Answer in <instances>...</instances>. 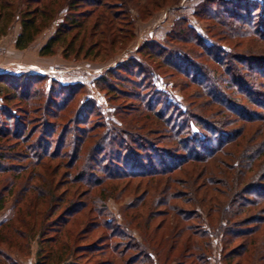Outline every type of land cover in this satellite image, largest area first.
I'll list each match as a JSON object with an SVG mask.
<instances>
[{"label": "trees", "instance_id": "1", "mask_svg": "<svg viewBox=\"0 0 264 264\" xmlns=\"http://www.w3.org/2000/svg\"><path fill=\"white\" fill-rule=\"evenodd\" d=\"M213 2L201 1L194 14L220 24L222 29L215 32L223 39L253 36L264 40V0H222V5L207 6ZM130 7L143 10V3L140 0H0L3 25L0 33H5L12 21L19 19L21 30L15 38V47L24 49L57 20L54 32L41 45L39 54L53 55L62 47L66 58L84 54L83 58L95 59L128 44L132 22L124 26L120 22ZM210 41L204 40L186 16H180L164 43L144 42L136 51L139 57L108 67L96 76V84L110 94V98L118 97L130 103L128 107H125L128 103L123 107V103L121 107L115 105L114 115L119 122L112 121V124L104 120L95 100L81 101L85 86L81 82L64 83L37 72L0 73V116L9 121L6 123L13 120L15 124L11 127L0 120V211L6 193L16 192L18 201H23L18 222L7 219L0 227L15 223V233L20 234L22 229L17 224L23 225V220L31 222L30 228L37 230L39 243H42L38 252L45 251L35 264H54L62 260L61 264H83L74 253L86 255L109 247L121 256L133 250L135 253L128 261L137 264H159L162 252L166 257L179 255L190 259V264H208L214 235L220 236L222 258L229 264L234 259V264H243L257 249L254 243L264 226V137L256 140L259 133L248 136L247 124L236 123L261 119L264 122L263 115L250 113L241 100L247 98L264 110V81H261L264 58L250 56L245 60L242 57L240 60L246 68L242 66L245 70H240L242 67L226 64L225 49ZM176 42H195L206 51L210 61L217 62V67L192 60L190 53L175 47ZM154 60L155 67L148 62ZM157 67L171 68L172 74L183 75L200 87L195 93L206 97L199 105L200 113L192 112L190 105L180 107L157 88L154 82ZM220 67H223L221 72L217 70ZM214 104L220 107L215 114H221V118L211 116L213 111L204 112L203 108ZM72 106L67 125L59 129L56 119L62 118ZM133 112L134 118L126 119ZM151 115L156 122L147 120ZM138 117L146 120L140 123ZM93 118L96 120L91 126L77 129L69 126L87 124ZM32 119L35 126L28 129ZM145 127L159 131L161 137L148 138L137 132ZM57 159L60 161L53 163ZM62 161L65 172H53L61 167ZM48 162L53 165L51 168ZM43 163L46 170L50 168L49 172L39 170ZM223 163L232 174L224 171ZM186 165L198 171L193 180L203 178L194 194L205 188V200L190 194L191 182L171 190L170 184L179 182L174 174ZM223 171L225 176L220 178ZM58 176L62 177L61 182L55 180ZM136 179L139 181L132 186L133 191L143 188L140 186L143 179L154 180L149 183L155 187L147 184L135 196L136 202L131 207L143 204L170 207L167 211L159 209L147 214L149 219L153 214L165 217L160 238L150 247L140 243L141 246L132 238L125 240L122 225L114 221L106 205V194L113 188L105 183ZM159 184L161 194L149 204V191ZM63 186L67 187L60 191ZM171 211L175 214L170 215ZM138 218L142 215H133V219ZM82 220L86 221L82 228L85 237L95 227L106 229V233L73 249L66 243L60 244L63 255L67 252L68 257L62 255L56 262L49 261L58 251L55 246L62 232H67L68 227L73 229ZM205 223L210 230L203 227ZM10 233L5 230L4 235L8 237ZM115 238H119L118 243L112 242ZM122 243L124 248L119 250ZM259 251L263 261L264 245ZM3 260L6 264H18L11 254L0 248V263Z\"/></svg>", "mask_w": 264, "mask_h": 264}, {"label": "rangeland", "instance_id": "2", "mask_svg": "<svg viewBox=\"0 0 264 264\" xmlns=\"http://www.w3.org/2000/svg\"><path fill=\"white\" fill-rule=\"evenodd\" d=\"M143 3V10L135 9L133 7H130L127 10V14L123 16V21L120 22L121 25H125L126 22L131 21L133 26L132 36L130 40L128 41V44L124 46L122 49L117 51L111 50L106 55H103L102 57H98L95 59H92L91 57H85L83 58L84 54H81L77 58H74V56L65 57L63 54V48L59 47L55 51L53 55L49 56H42L39 54V48L41 45L49 38V36L54 32L55 25L57 23V20H55L51 26L44 29L35 39L34 41L26 48L24 49H18L15 47V38L17 34L21 30V25L19 19H14L12 23L10 24L9 28L6 30L5 33H0V73H10V74H20V73H41V74H47L50 78L57 79L64 83H74V82H81L83 83L84 89H83V95L81 98V101L84 102L85 100L93 99L98 103V106L102 112V115L104 116V120L109 121L110 123L112 121L119 122L114 115L115 111V105H121L120 103H123L121 106L123 107L124 104H127L129 101L124 102V100H120L117 98H110V94H106L104 90H102L95 82V77L99 74L103 73L108 67H115L117 64L126 62L131 57H139V54L136 52L140 45H142L144 42H156V43H164L166 41V36L169 32V30L172 28L174 21L179 18L180 16H186L188 19V22L190 25H192L196 31L204 38L205 41L208 43L214 42V45L216 46H222L225 51L227 52L223 57L226 58V64H231L233 67L238 68L246 65L242 63L240 60L242 57L243 59L247 60L250 58V56H261L264 58V40L255 38L253 36L250 37H233L231 39H223L219 34H217L218 31L222 29V26L216 22L199 18L197 17L194 12L196 10L197 4H199L203 0H167L164 3H160L163 0H140ZM168 1H170L168 3ZM172 1V2H171ZM214 2L211 4H208L207 6L216 7L218 3L220 5L224 4L222 0H213ZM212 2V1H211ZM222 2V3H221ZM148 8V9H147ZM147 9V10H146ZM143 14L147 17H142ZM2 23L0 20V31L2 30ZM126 27V26H125ZM214 28L215 30H212L211 28ZM217 30V32H215ZM175 47L182 49L184 52L190 53L192 56L191 59L196 62H201L202 64L205 62H208L210 66L217 67V62L210 61V58L205 54L206 51L204 49H201L198 44L195 42L190 43H175ZM251 60H249L250 62ZM150 65H153L154 67L157 66L156 61H148ZM195 62V63H196ZM248 65L249 62L245 61ZM200 64V65H202ZM244 67H242L240 70H245ZM157 73L154 78L155 85L157 88L165 92L168 96V99L173 100L174 102H177L180 107H185L186 105H190L192 108V112L200 113L199 105L203 102H205L206 97L203 95L196 94V90L200 91V87L191 84L190 81L183 75L178 74H172L173 70L171 68H165V67H157ZM219 72L223 70V67L220 69H217ZM261 81H264L262 78ZM118 86H120V83L115 82ZM243 103H245L250 110V113L255 115H263L264 116V110L256 103L250 102L247 98L241 99ZM2 103L0 99V104ZM75 105V104H74ZM76 106V105H75ZM120 106V107H121ZM130 106V103L125 105V107ZM73 107H70L69 110L66 111V114L59 119H56V123L59 124V129L64 127L65 123H67V120L70 118L71 112L73 111ZM206 107V106H205ZM16 108V107H15ZM204 112H214L213 116L214 118H221L222 115L219 116L215 114V112H219L220 107L217 104L212 105L209 108H203ZM131 113L129 116H126V119H133ZM39 115V113H38ZM19 116V115H18ZM17 116V117H18ZM31 117H33L32 114H30ZM224 116V115H223ZM234 116V115H231ZM254 117V115H253ZM0 120L3 122L2 124H9L11 127H13L15 124L13 120H10V123H6L9 121H6L4 116H0ZM96 118H93L92 120L88 121L87 124H70L69 126L73 127V129H77L78 126H91ZM139 120V121H138ZM138 122L145 121L144 118L138 117ZM153 123L156 122V120L152 117H149V119ZM0 121V122H1ZM35 122V119H32L30 123H28V129H31L35 126L33 124ZM135 122V120L133 121ZM139 123V124H140ZM112 124V123H111ZM149 124V123H148ZM236 124H247L246 125V132L248 136H252V134L255 136L257 135L256 140H261L264 137V122H262V119L260 121H255L251 123H245V121L240 120ZM3 125V126H4ZM238 126V125H237ZM27 129V130H28ZM59 129L55 133V137L57 134H59ZM71 129V131L73 130ZM137 132L146 134L148 138H158L161 137V133L159 131H152L148 129L147 127L143 129H139ZM35 136V135H34ZM249 142V141H248ZM161 145L166 146V144L163 142L160 143ZM60 160L57 159V161H54L53 163L59 162ZM51 168L53 165L50 166V163H46ZM63 161L61 163V167H58V169H55L53 172L56 173H63L65 172V168H63ZM215 165V164H214ZM202 166V165H201ZM225 172H227L229 175L232 174V171L228 168V165L222 164L221 165ZM45 168V169H44ZM49 168V170H50ZM47 167L43 163L41 166H39V170H44L49 172V170H46ZM221 174L222 176H225V173ZM197 170L191 165H186L182 170L179 172H176L174 174L175 180L179 182H175L174 184H170L171 190L173 189H179L182 188V186H185V183L191 182L192 183V192L190 194L196 196L200 200L204 198V192L205 188H201L200 191L194 194V190H196L201 185V182H203V178H198V180H193L195 178L194 175L197 174ZM227 174V175H228ZM6 176V175H4ZM3 176V177H4ZM216 181L218 177H215ZM55 180H58L57 182H61L63 179L62 177H56ZM138 179L136 180H124V181H109L105 183L108 188H113L111 193H107L106 198V205L108 207V210L111 214V217L114 219V221L118 224H121L124 230V236L125 240H128L129 238H132L134 242H138L139 245L142 246V244H147V246L155 245L156 242H158V238H160V233L162 229V225H164V222L162 220H165V217L162 215L155 216L152 215V218L149 219L148 215L149 212L156 211V210H168L170 207L168 206H157L155 205L153 207H149L145 204L139 205L138 207H131V204L133 202H136L135 196L139 195L141 193V190L149 184L151 187H155L153 184L149 182H154V180H148L143 179L140 181V186L142 189H139L138 191H133L132 186L136 185L138 183ZM148 182V183H147ZM123 186V187H122ZM158 188L150 189L149 195L147 197V200L150 203H152V199H154L156 196H159L161 194V184L157 185ZM67 186H63L60 188V191L63 190V188H66ZM70 185L67 187L69 188ZM122 190L119 192L118 190ZM200 188V187H199ZM161 190V191H160ZM80 191V189L78 190ZM68 197H66L67 199ZM5 204L3 209L0 211V224L2 221H5L7 219H10L11 222H18V219L21 217V211L23 207V201H18V196L16 192L12 193H6L5 194ZM172 202V201H171ZM139 203V202H138ZM135 203V204H138ZM147 204V203H146ZM151 206V205H150ZM144 207V208H143ZM44 208V207H43ZM150 211H148L149 209ZM29 211V208L27 209ZM30 212V211H29ZM42 212V211H41ZM59 213V212H58ZM57 213V214H58ZM42 214V213H40ZM135 214H141L142 218L133 219V215ZM175 212L171 211L170 215H174ZM56 216V214H55ZM79 217V216H78ZM110 217V216H109ZM148 217V218H147ZM54 218V215L53 217ZM80 218V217H79ZM147 218V219H146ZM8 225H4L0 227V248L6 250L11 256L18 261V264H35L36 260L39 256L45 253L39 251V248H42V243L40 244L38 239V233L37 230L31 229V222L28 220H23V225L17 224V227L22 229V232L20 234L18 232L15 233V223ZM77 222V221H76ZM86 222V221H85ZM84 220L78 224V222L75 224L73 229H69L65 232V230L62 232V235H60V242L55 246V250L58 251L54 252L55 255L52 258H49L48 260L53 262L63 255L62 253V245L66 243L70 247L75 248L77 245H87L94 241L95 237L100 236L101 234H104V231L106 233V229H103L101 227H95L92 233L87 234L85 237L82 231V228L85 226ZM85 223V224H84ZM162 224V225H161ZM8 226H10L8 228ZM161 227L160 229H158ZM203 227L207 230H210L208 226L203 224ZM7 230V232H11L10 236H5L4 232ZM262 234L257 237L255 244V247L257 248L253 253L250 255V257L247 258V260L244 259L243 264H264V260H260L259 256V250L264 245V226L262 229ZM21 234H28L27 236L21 235ZM33 234V235H32ZM108 234V232H107ZM157 235V236H156ZM70 237V238H68ZM63 239V240H62ZM119 238L113 239V243H118ZM131 240V239H130ZM101 241V240H100ZM238 242V241H236ZM103 243V242H102ZM142 243V244H140ZM158 244V243H157ZM163 244V243H161ZM234 244V243H233ZM232 244V245H233ZM231 245V246H232ZM124 248V244L122 243L119 250H122ZM222 243L220 241V236H212L211 237V254L209 257V263L208 264H229L227 260L222 258L221 253ZM135 252L133 250L129 251L126 255L121 256L118 252L112 250V248H105L102 252L101 249L97 251H91L90 253L86 255H82L81 252L74 253V256L76 259H79L81 263L83 264H106L105 261H108L110 263L108 264H137L136 262L128 261L129 257L132 256ZM164 253V254H163ZM41 254V255H40ZM64 257H68V253L66 252ZM73 256V255H72ZM159 264H190V259H183L179 255L175 256H165V252H162L159 257ZM236 259L231 261L234 264ZM63 262V260H62ZM62 262H56L54 264H61ZM0 264H6V262L3 260ZM198 264V263H196ZM200 264V263H199Z\"/></svg>", "mask_w": 264, "mask_h": 264}]
</instances>
